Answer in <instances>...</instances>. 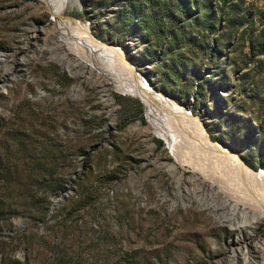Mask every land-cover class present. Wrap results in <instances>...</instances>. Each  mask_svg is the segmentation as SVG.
I'll use <instances>...</instances> for the list:
<instances>
[{
    "label": "rangeland",
    "instance_id": "1",
    "mask_svg": "<svg viewBox=\"0 0 264 264\" xmlns=\"http://www.w3.org/2000/svg\"><path fill=\"white\" fill-rule=\"evenodd\" d=\"M154 2L79 0L57 18L49 0H0L3 175H43L55 160L63 185L46 222L0 216V264H264V216L226 201L262 213L237 188L260 196L263 182L219 163L196 131L264 172V0ZM67 18L85 30L63 28ZM84 33L101 46L78 52ZM111 49L135 74L97 67Z\"/></svg>",
    "mask_w": 264,
    "mask_h": 264
},
{
    "label": "bare ground",
    "instance_id": "2",
    "mask_svg": "<svg viewBox=\"0 0 264 264\" xmlns=\"http://www.w3.org/2000/svg\"><path fill=\"white\" fill-rule=\"evenodd\" d=\"M62 2L61 3H58L56 0H49L50 2V5L51 7L54 9V12L57 13L55 16L57 18H59L60 16L58 14H60L58 11H57V8L63 4H67L70 8H74L75 6H77L79 4V0H61ZM53 4V5H52ZM81 7V6H80ZM51 8V9H52ZM59 17H58V16ZM61 15V14H60ZM64 20V19H62ZM64 27H67V30H85L83 29V26L81 25V22L77 21V20H74V19H65V22L63 23V28ZM79 41L80 43L78 44H74L75 48L77 47V50L78 52L81 50V48L83 49L84 47L82 46L83 44H87V43H93V44H96L97 46H101V42H98L91 34L89 33H84L80 38H79ZM105 44V43H104ZM106 45V44H105ZM110 53L112 55H114L115 58L111 57H104V56H101L100 55V59H99V63L101 64L100 66L97 65V67L101 70H105L104 67L105 66H109L111 68H116V66H120L121 68H125L127 67L128 69L130 68L129 65L127 64L126 60H124L123 58V55L120 54L118 51H115V50H109ZM122 55V56H121ZM98 56V55H97ZM65 57H68L65 55ZM118 62V63H116ZM66 66L69 68V65L66 64ZM133 74H135L131 69H129ZM121 90L123 92H128V93H135L137 95H141V89L138 88V85L137 86H134V85H129V84H125L123 85V87H121ZM147 96V95H146ZM143 97V96H142ZM147 98V97H146ZM146 100V99H145ZM148 103V102H147ZM171 106V105H170ZM150 108V106H149ZM175 108V107H174ZM171 109V108H170ZM177 111L179 110L181 113L185 114L186 117H188V119L196 121L198 122L195 117H193L190 112L182 109V108H175ZM151 110V109H150ZM172 110V109H171ZM174 111V109L172 110ZM185 111V112H184ZM170 112V111H169ZM175 112V111H174ZM172 114V113H171ZM185 119V118H184ZM187 119V120H188ZM157 122V121H156ZM158 123V122H157ZM198 130L196 129L198 135H199V138L201 139V141L203 142V145H205V147L207 146L210 147L211 149L214 150V154L217 155V159L219 158V163H223V165L228 168V169H232V170H238L239 169V173H240V170L244 171L246 173V175L249 177V180H253L255 179V181H258L259 183L263 182L264 184V172H256L255 170H253L252 168H250L249 166H247L244 161L242 160L241 157H239L237 154H235L233 151H231L230 149L226 148L225 146L223 145H220L219 143H215L211 140L208 132L205 130V128L203 127L202 124H200L198 122V126H197ZM158 132L160 135H162L163 137L166 138V140L171 144L172 147H174V149L176 150L177 149V145L175 143L174 145V140H173V134L170 132V130L168 131V129H165L162 128L160 125L158 126ZM195 135V134H194ZM178 141V140H177ZM195 143V142H194ZM179 146V144H178ZM204 147V146H202ZM178 150V149H177ZM200 150V149H199ZM206 151V150H205ZM208 151H206L207 153ZM213 154V153H212ZM213 154V155H214ZM209 155V154H207ZM215 155V156H216ZM216 158V157H215ZM215 160V159H214ZM178 162L176 163H169V169L171 168L172 170H179V164L181 163V160L178 158L177 159ZM241 171V172H242ZM175 173V172H174ZM178 173V172H176ZM242 174V173H241ZM244 176V175H243ZM220 177V176H219ZM196 178L199 179L200 181L204 182L205 184H207L208 186L212 187L213 189H216L217 192H219L221 195H223L224 198H226V194H224L221 189L217 188L214 184H209V183H206L205 180L209 177H206L205 180L201 178V176L199 175H196ZM218 178V177H217ZM215 178V179H217ZM222 179V177H221ZM221 179H218L215 180L217 183L225 186V188H230V189H233V190H236V186H230L231 183L228 182V181H223ZM207 181V180H206ZM254 183V181H253ZM262 184V183H261ZM261 187L263 188V186L261 185ZM237 189H241L240 191L243 192L244 194H247V196L250 198L249 200H251L252 202H255L256 204H259L260 207H262V209H264V192H262L263 194L260 195V196H256V195H249L247 193L248 190L246 189H242V188H237ZM250 189V188H249ZM258 190V189H257ZM256 191V190H254ZM264 191V190H263ZM259 192V191H258ZM251 193V192H249ZM255 193V192H254ZM258 194V193H257ZM247 197V198H248ZM226 201L227 203H229L231 206L234 205L235 208H238V209H243V210H247L249 213H251L254 218L257 220V217L258 218H261L262 216H264V211L262 213H257L256 211H252L250 209H247L246 206L242 205H238L237 203L235 202H231L229 200V198H226ZM244 217L246 218V214L244 213ZM227 218L229 219L230 221V224L231 225H235V219H236V216L234 215H230V216H227ZM238 223H241L240 221L237 220ZM237 223V224H238ZM255 223H252V228H255V226H253ZM255 230V229H254Z\"/></svg>",
    "mask_w": 264,
    "mask_h": 264
},
{
    "label": "trees",
    "instance_id": "3",
    "mask_svg": "<svg viewBox=\"0 0 264 264\" xmlns=\"http://www.w3.org/2000/svg\"><path fill=\"white\" fill-rule=\"evenodd\" d=\"M150 4L151 7L155 9L156 4L154 0H150ZM169 5L170 3H166L165 1L162 2L161 11L159 13L170 15L171 10ZM170 17L172 18L173 16ZM163 18L164 17L160 20L163 21ZM194 21L197 22L198 26L204 25L200 18L195 17ZM215 39L216 38L212 37V40ZM212 49L216 52H221L219 46H212ZM8 162L9 161L5 162L4 160L0 161V187L4 186V190L0 192V216L4 214H21L30 216L31 219H34L36 222L48 221L47 216L51 211L48 197L50 194L56 193L63 186L60 185L58 180L56 181L55 173L57 161L54 160L49 163L48 173L29 177L3 175L7 169L6 165ZM34 210H37L36 213ZM2 226L3 225H0V230ZM8 235L12 236L10 233Z\"/></svg>",
    "mask_w": 264,
    "mask_h": 264
},
{
    "label": "water",
    "instance_id": "4",
    "mask_svg": "<svg viewBox=\"0 0 264 264\" xmlns=\"http://www.w3.org/2000/svg\"><path fill=\"white\" fill-rule=\"evenodd\" d=\"M195 175H190V177H194ZM196 177V176H195ZM193 180V179H192ZM67 189L65 190V193H67ZM235 204H233L234 206ZM53 209V207H51V210ZM27 222L21 221V226L25 225Z\"/></svg>",
    "mask_w": 264,
    "mask_h": 264
}]
</instances>
